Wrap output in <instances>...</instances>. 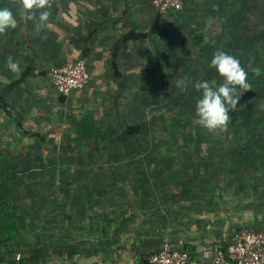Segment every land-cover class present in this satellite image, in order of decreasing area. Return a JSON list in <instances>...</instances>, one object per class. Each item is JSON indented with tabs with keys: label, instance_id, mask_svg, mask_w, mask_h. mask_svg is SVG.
<instances>
[{
	"label": "rangeland",
	"instance_id": "obj_1",
	"mask_svg": "<svg viewBox=\"0 0 264 264\" xmlns=\"http://www.w3.org/2000/svg\"><path fill=\"white\" fill-rule=\"evenodd\" d=\"M75 1L81 0H47L45 9L28 10L22 0H0L17 20L14 29L0 32V253L15 259L37 236L96 232L99 223L82 222L88 208L103 221L114 217L106 225L115 236L165 244L166 235L226 234L235 223L264 231V0H183L182 12L154 13L152 22L171 29L163 27L161 60L167 62L158 65L162 74L152 94L137 95L139 101L130 96L140 109L118 123L125 125L118 132L101 130L84 140L76 127L93 120L76 123L80 113L49 77L65 59L56 58L64 52L58 34L73 24ZM44 10L50 15L42 24ZM217 51L240 60L251 89L230 112L227 129L210 131L195 122L193 85L222 82L210 67ZM178 79L185 80L184 91L175 87ZM11 228L15 242L2 237ZM241 229L216 241L227 243Z\"/></svg>",
	"mask_w": 264,
	"mask_h": 264
},
{
	"label": "crops",
	"instance_id": "obj_2",
	"mask_svg": "<svg viewBox=\"0 0 264 264\" xmlns=\"http://www.w3.org/2000/svg\"><path fill=\"white\" fill-rule=\"evenodd\" d=\"M138 1L143 2V0H94L89 3L90 7H85L82 0L75 1L72 4L73 24L69 23L68 26L64 24L65 30L61 35L58 34L61 36L58 50L63 49L64 52L61 57L58 55L56 58H65L58 60V63L64 65L85 59L91 75L90 82L84 90L68 96L73 111L81 115L79 118L75 117L76 123L79 119L93 120L91 123H82V127H76L78 130L75 133L80 139L94 137L101 130L108 134H111L112 130L118 132L125 126L120 128L118 123L123 122V118L129 120V112L139 111V99L136 96L152 94L156 79L161 77L162 68L158 65L167 62L161 60L162 31L163 27H169L167 28L169 30L171 26L152 22L153 16L157 15L153 5L138 6ZM67 15L70 21L69 11ZM70 29L73 30V34L69 32L72 31ZM22 34L24 37L30 35L28 29L23 30ZM130 96H135L138 101L131 103ZM101 112V117L107 118L104 125L99 122ZM161 198H164V195H161ZM83 212L82 222L99 223V230L79 231L74 232L73 235L68 231L61 234L58 232L50 238L37 236L32 244L33 247L29 248L25 255H21L23 263L148 264L145 257L165 247V249L188 250L192 256L189 264H210L213 249L224 244L216 240L226 239V234L246 227L235 223L225 232L226 234L218 232L210 235V231L205 230L196 232L193 236L183 234L184 240H176V238L173 240L171 236L166 235L165 244V241L160 242L157 239L151 242L143 238L138 240L133 236L127 237L123 232L126 225H121L120 229L123 233L115 236L114 230L112 231V228L108 230L106 225L113 223L114 217L111 214L104 216L103 221L102 216H92L90 208ZM92 228L95 229L93 225L88 226V229ZM64 229L67 230L66 227ZM1 246L3 245L0 242V251ZM154 249L159 251L152 253ZM0 264L16 263L13 255L9 257L0 253Z\"/></svg>",
	"mask_w": 264,
	"mask_h": 264
},
{
	"label": "built area",
	"instance_id": "obj_3",
	"mask_svg": "<svg viewBox=\"0 0 264 264\" xmlns=\"http://www.w3.org/2000/svg\"><path fill=\"white\" fill-rule=\"evenodd\" d=\"M156 12L165 16L171 12L184 10L183 0H152ZM50 80L61 96L84 90L91 79L85 59H79L62 66L53 67ZM148 264H189L192 256L188 250L165 249L147 257ZM16 264H23L21 255L16 256ZM210 264H264V231L241 229L232 239L213 249Z\"/></svg>",
	"mask_w": 264,
	"mask_h": 264
},
{
	"label": "clouds",
	"instance_id": "obj_4",
	"mask_svg": "<svg viewBox=\"0 0 264 264\" xmlns=\"http://www.w3.org/2000/svg\"><path fill=\"white\" fill-rule=\"evenodd\" d=\"M25 9H45L47 0H22ZM50 13L47 10L40 12V21L43 24L48 20ZM17 20L8 8H0V32L14 29ZM11 63V60L9 61ZM210 67L214 68L221 77L220 83L216 80H199L193 87L199 93L196 101V123L212 130H226L230 122V112L237 108L243 91L251 89L248 82V72L241 65L240 60L224 51H217L210 60ZM252 71L259 76L260 68ZM185 80L178 79L175 87L185 90Z\"/></svg>",
	"mask_w": 264,
	"mask_h": 264
},
{
	"label": "trees",
	"instance_id": "obj_5",
	"mask_svg": "<svg viewBox=\"0 0 264 264\" xmlns=\"http://www.w3.org/2000/svg\"><path fill=\"white\" fill-rule=\"evenodd\" d=\"M12 227V226H11ZM12 233V235H10ZM11 233L10 234H7L6 232H3L2 233V237L5 239V241L7 240V241H13V242H15L16 240V237H15V235H13V230H12V228H11ZM145 261L148 263V261H147V257H145Z\"/></svg>",
	"mask_w": 264,
	"mask_h": 264
}]
</instances>
